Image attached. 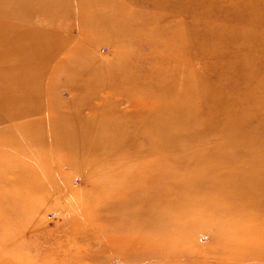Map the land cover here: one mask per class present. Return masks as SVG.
I'll return each instance as SVG.
<instances>
[{"label": "rangeland", "instance_id": "rangeland-1", "mask_svg": "<svg viewBox=\"0 0 264 264\" xmlns=\"http://www.w3.org/2000/svg\"><path fill=\"white\" fill-rule=\"evenodd\" d=\"M0 264H264V0H0Z\"/></svg>", "mask_w": 264, "mask_h": 264}]
</instances>
